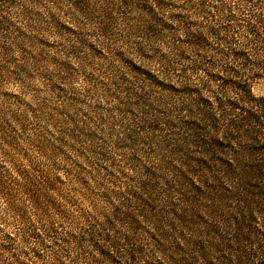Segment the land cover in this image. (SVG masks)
<instances>
[{
    "label": "trees",
    "instance_id": "obj_1",
    "mask_svg": "<svg viewBox=\"0 0 264 264\" xmlns=\"http://www.w3.org/2000/svg\"><path fill=\"white\" fill-rule=\"evenodd\" d=\"M21 1L0 88L48 79L59 125L0 105V264H264V0Z\"/></svg>",
    "mask_w": 264,
    "mask_h": 264
},
{
    "label": "rangeland",
    "instance_id": "obj_2",
    "mask_svg": "<svg viewBox=\"0 0 264 264\" xmlns=\"http://www.w3.org/2000/svg\"><path fill=\"white\" fill-rule=\"evenodd\" d=\"M34 2H41L43 7H48V4H46V1L44 0H32ZM8 8L0 10V15L3 17L4 20H6L7 23L10 24V26L5 22L3 24V28L11 27L12 30L15 33H19L21 31L22 27V21L19 19V14L22 10L27 9L29 6L25 2H22L21 0H13V2L9 3ZM6 10V11H5ZM43 8L38 6V8L35 9V12L38 14H43L44 12L47 13H54L52 10L50 11H44ZM30 33V32H29ZM28 33V34H29ZM2 36L0 35V38ZM40 37V36H39ZM39 39H42L43 42L47 43V45L53 44V38L49 37L48 35H44L43 37H40ZM3 40V39H1ZM9 62H12L13 59L16 60L17 56L10 55L8 58ZM50 68V67H49ZM45 69L48 71V67L46 66ZM44 71L46 72V70ZM46 74V73H45ZM46 77V75H44ZM47 82V84H46ZM48 79L45 81L43 78L40 79V77L35 78L33 81L29 82L28 84L22 83L20 78L18 76H11L7 79H5V82L1 85L0 88V101L3 103H0L2 105V108L8 113L9 115L11 112L17 111L18 114L21 116L22 120L28 125V128L31 131H35L38 128V131L35 134H39V140L40 142H43L47 145H54V142L52 140V135L54 133V130L56 129V126L59 125L56 122H52L50 125H47L44 123V120L42 122L37 123V121H34L31 111L34 109H37L39 105L44 101L47 102L49 105H54L53 101L51 100V95L48 93ZM81 84H73V87L80 86ZM52 94V93H51ZM255 94L262 95L264 94V81L261 82L260 85L257 86L255 90ZM14 98H18L20 100V104L17 106H12L11 103L8 104V102H12ZM104 108V114L108 115L109 108L106 106H102ZM34 133V132H29ZM31 157L38 159V154L36 152H31ZM43 165H49L48 161H45ZM50 166V165H49ZM59 167H57L55 170L52 169L53 175L55 174L58 177H61V172L58 170ZM62 178V177H61ZM2 227V226H1ZM3 228V227H2ZM15 229L13 227L4 229L5 233L13 232ZM90 253L87 255H69L67 259H63L64 264H73L76 262V264H107L105 262V259L101 255H95L91 252V250H88ZM48 254V253H47ZM114 257V261L116 263L114 264H124L127 260V255L125 258H122L123 260H120V257L117 255H111ZM156 257L157 255H136L137 260H149L151 257Z\"/></svg>",
    "mask_w": 264,
    "mask_h": 264
}]
</instances>
